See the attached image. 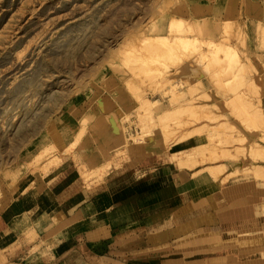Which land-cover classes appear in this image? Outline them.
Returning a JSON list of instances; mask_svg holds the SVG:
<instances>
[{
  "label": "rangeland",
  "instance_id": "obj_1",
  "mask_svg": "<svg viewBox=\"0 0 264 264\" xmlns=\"http://www.w3.org/2000/svg\"><path fill=\"white\" fill-rule=\"evenodd\" d=\"M171 17L182 18L191 24L202 23L206 27H203L202 36L201 32L196 34V28L180 33L185 36L196 34L202 46L205 42L223 41L226 46L233 45L232 56L234 54L240 58L235 57L231 67L237 69L232 74L225 66V72L228 73L224 72L225 75L230 74L225 76V82L230 81L231 85L223 88L212 85L209 77L189 62L191 57L184 50L178 53L181 56L174 57L175 54L168 53L169 48L166 51L161 49L165 46H159V41L152 36L166 34ZM262 22L264 3L259 6L250 2L239 3L238 0H0V204L20 195L21 192H18L22 189L23 192L28 191L38 174L46 176L54 171L51 175L60 178L67 174V181H75L90 190L118 189L129 184L144 183L149 193L133 195L130 203L135 206L134 209L138 203H149L151 208H147L146 213L151 212L153 206H173L174 202L169 200L175 195L180 198L179 193L174 194L177 188L196 181L190 179L191 174H202L208 171L209 165L220 162L221 158L235 156L233 151L227 153L229 149L222 138L223 133L221 135L224 126L219 122L225 120L238 129L243 128L239 118L230 109L234 104L231 101L228 103L230 106L227 103L224 106V99L233 97L237 92L233 103L253 102L249 104L261 107L264 112V35L259 33L262 32ZM224 23H227V29H223L224 33L221 34L215 29H221ZM147 42L150 44H145ZM130 52L134 53V57ZM155 52L161 55H156V60H148L153 59L154 55L151 56ZM164 52L165 55L168 53V57L163 56ZM165 59L169 62L167 65ZM253 64L256 72L253 73L252 68L249 71L253 74L246 72ZM247 65L250 66L245 67ZM146 73L154 77L155 82L151 78L149 80ZM142 77L143 82L147 81L144 85L141 84ZM197 79L204 83L202 90L211 88L212 93L217 94L221 110L203 112L199 109L202 113L197 111L195 100L189 102L193 98L190 93L180 92V95L177 91L169 90L172 92L169 94L167 90L166 96H161L156 89L169 88L172 81L178 80H187V88ZM248 79L251 81L248 82ZM148 80H152L155 85L151 81L153 86L149 82L148 88ZM127 84L133 92L127 88ZM173 93L179 96L176 95V98ZM169 95L173 96H170L172 104ZM174 98L178 99L177 104L183 101L182 104L186 105L183 107L189 115L183 107L177 110L182 104L177 105ZM188 98L189 101L186 100ZM150 100H156V103ZM101 102L104 106H101ZM148 104H154L156 114H161L170 105L171 109L175 108L174 116L180 112L176 116L184 122H179L176 116L178 122H174L182 126H178V130L174 124L179 133L172 126L170 133L174 132L173 138L169 132L162 135L156 122H152L155 127L150 128L153 117L149 122L148 110L144 107ZM136 106L137 109L134 108ZM189 106L194 107V110ZM215 112L223 116L214 118L212 114ZM203 115L208 116H205L206 119H212L206 120ZM189 121L194 123L190 124ZM204 122L209 125H206L207 128ZM197 125L206 129L190 130L194 126L197 128ZM147 128L149 131L152 129L151 136H148ZM185 130L187 134L184 135ZM216 130L218 135L214 134ZM64 132L71 133L67 143L53 142V139L60 140ZM263 132L252 130L253 134L248 133L249 141L258 140ZM210 134L217 138L218 144H215ZM206 135L211 136L208 142L206 140L209 137ZM151 137L154 141L148 143ZM207 143L217 145V153ZM247 144H244L245 155H240L235 161L225 159L229 165L228 171L233 173L225 182H209L197 187L202 190V196H206L209 206L217 209L214 226L199 228L189 236L171 243L173 248H167V251L176 253L172 258L183 264L190 260L195 264H245V261L246 264H255L253 260H264V244L241 248L236 242L224 241L236 233L238 238L235 241L240 244L264 241V178L256 177L252 170L245 169L258 164L264 167V161L256 160L257 157L256 161L251 160ZM167 145L171 148L185 146L188 159L182 155L177 162L172 161L166 155ZM200 145L204 148H200ZM211 148L215 150L217 160L210 158L213 156ZM262 157L264 160V151ZM152 164L155 166H150ZM183 172L187 178L180 177L177 183L175 176ZM181 181L182 184H179ZM196 192L193 191L194 194ZM125 215L127 213L118 220H123L121 218ZM244 227L248 228L236 232ZM238 249L243 251L238 252Z\"/></svg>",
  "mask_w": 264,
  "mask_h": 264
},
{
  "label": "crops",
  "instance_id": "obj_2",
  "mask_svg": "<svg viewBox=\"0 0 264 264\" xmlns=\"http://www.w3.org/2000/svg\"><path fill=\"white\" fill-rule=\"evenodd\" d=\"M241 1L259 6L264 3ZM60 136L53 142L67 143L71 133ZM53 172L38 174L28 191L22 189L20 195L0 204V264H183L172 258L174 251H167L173 248L171 243L199 228L214 226L217 209L209 206L193 183L177 188L174 194L179 193L180 198L175 195L169 200L173 206H153L146 213L149 203H138L135 209L130 203L133 195L149 193L144 183L119 190H90L67 181V174L59 178L51 175ZM177 179L181 180L177 176V183ZM237 238L236 233L224 241L236 242L241 248L264 244H240ZM253 262L263 264L264 260ZM186 264L195 263L190 260Z\"/></svg>",
  "mask_w": 264,
  "mask_h": 264
},
{
  "label": "bare ground",
  "instance_id": "obj_3",
  "mask_svg": "<svg viewBox=\"0 0 264 264\" xmlns=\"http://www.w3.org/2000/svg\"><path fill=\"white\" fill-rule=\"evenodd\" d=\"M168 21V20H167ZM209 23H211V24H214V23H212V22H209ZM263 24H264V22H262ZM222 24V23H221ZM227 24V23H226ZM225 23L223 24L224 26L221 28V29H215L216 31H218L219 33H221V34H223L224 33V30L225 29H227V27L225 28V25H226ZM263 24H260L261 26H262V28H261V31L262 32H259L260 30H258V32L260 33V35H264V25ZM207 25H208V22H207ZM259 25V24H258ZM203 27L204 28H206L202 23L200 24V23H195V24H191L190 22H188L187 20H183L182 18H180V19H177V18H175V17H171L170 18V20H169V22H168V26H167V30H166V34H164V35H154V36H152L154 39H156L157 41H159V46L160 45H163V46H165L164 48H161V49H164V51H166L167 49L166 48H169L170 50H167L168 51V53H169V51H170V53L171 54H175V55H173L174 57L176 56V57H178V56H181V55H179L178 53L179 52H181V51H183L184 50V52L188 55V57L190 56L191 57V59H189V62H191V63H193L203 74H205L206 76H208L209 77V79L212 81V85H214V86H216V87H219V88H223L224 86H226V85H231L230 84V81H228V82H225V76L227 75H225L224 74V72H225V66H228V70L227 71H230V72H232V74H234V72H236V69H237V67H231V65H233V62L235 61V57L236 56H234V54H233V56H232V52H231V49L233 48V45L232 46H226L225 45V43H223V42H219V43H206L205 42V44L202 46L201 44V40H199L198 39V37H195L196 36V34H201L202 33V31H204V29H203ZM196 28V30L198 29V31H197V33L195 34V36H185V34H180V33H184L186 30L188 31H191V30H194ZM258 28V27H257ZM256 28V29H257ZM151 29V28H150ZM224 29V30H223ZM259 29H260V27H259ZM205 31H207V30H205ZM208 31H210V30H208ZM201 32V33H200ZM212 32V31H211ZM148 33H149V31H148ZM226 33H228L227 32V30H226ZM206 34V33H205ZM210 34V33H209ZM212 34V33H211ZM203 35V33L200 35V36H202ZM212 36V35H211ZM152 37H150V38H152ZM264 37V36H263ZM147 39H148V37H146ZM217 38V37H216ZM203 39V38H202ZM206 39H207V37H206ZM205 39V40H206ZM211 39V38H210ZM204 40V39H203ZM227 40V39H226ZM225 40V41H226ZM229 40V39H228ZM148 41H155V40H148ZM207 41V40H206ZM221 41V40H220ZM227 42V41H226ZM230 42V41H229ZM149 42H147V43H145V44H148ZM153 43V42H152ZM156 43H158V42H156ZM150 44V43H149ZM154 44V43H153ZM158 45V44H157ZM143 46V45H142ZM158 46V47H159ZM151 48H152V46H150ZM153 47H154V45H153ZM232 47V48H231ZM166 49V50H165ZM188 49V50H187ZM134 51V50H133ZM136 51V50H135ZM234 51V50H233ZM138 52V51H137ZM136 52V53H137ZM157 52V51H156ZM155 52V54H152V56L151 57H153V55H154V57H153V59H148V60H151V61H153L157 56L156 55H161L162 54V51H161V54H157ZM160 52V51H159ZM184 52H183V54H184ZM126 53H127V51H126ZM128 53H129V51H128ZM130 53H133V52H130ZM135 53V54H136ZM150 53V52H149ZM168 53H166L167 55H168ZM138 54V53H137ZM164 55V57L165 56H167V55H165V52L163 53ZM170 54V55H171ZM130 55V54H129ZM129 55H127V56H129ZM131 55H133V57H134V53L133 54H131ZM178 55V56H177ZM185 55V54H184ZM235 55H236V53H235ZM143 56H144V52H143ZM126 57V56H125ZM131 57V56H130ZM145 57V56H144ZM163 57V58H164ZM168 57V56H167ZM184 57V56H183ZM160 58V57H159ZM158 58V59H159ZM186 58V57H185ZM234 58V59H233ZM237 58H240V57H236V59ZM131 59V58H130ZM145 59V58H144ZM157 59V60H158ZM169 59V58H168ZM178 59V58H177ZM180 59V58H179ZM128 60V59H127ZM156 60V59H155ZM172 60H173V58H172ZM186 60V59H185ZM158 61H160V60H158ZM162 61V60H161ZM164 61H166V65H167V63H169L166 59L164 60ZM178 61V60H177ZM141 62V61H140ZM144 62V61H143ZM147 62H149V61H147ZM173 62V61H172ZM175 62V61H174ZM176 63V62H175ZM191 63H189V64H191ZM127 64V63H126ZM140 64V63H139ZM147 65V64H146ZM151 65V64H150ZM150 65H148V67H150ZM152 65H154V64H152ZM159 65H161V64H159ZM164 65V64H163ZM163 65H161L162 67H163ZM169 65V64H168ZM165 66V65H164ZM236 66H237V64H236ZM250 66V65H249ZM248 65L247 66H245V67H249ZM148 67H147V70H149L148 69ZM155 67H156V65H155ZM162 67H160V68H162ZM130 68V67H129ZM134 68V67H133ZM151 69H152V67H150ZM180 68V67H179ZM250 68H252L251 69V71L253 72V73H255L256 72V69H255V65L253 64V65H251V67H249V69L247 68V70H246V72L248 71V73H250L251 71H249L250 70ZM156 69V68H155ZM165 69H167V68H165ZM164 69V70H165ZM246 69V68H245ZM146 70V71H147ZM179 70V69H178ZM222 70H223V72H222ZM243 70V69H242ZM123 71V70H122ZM133 71V70H132ZM132 71H131V73H132ZM150 71H152V70H150ZM225 72V73H228V72ZM148 72V71H147ZM238 72V71H237ZM251 72V73H252ZM128 73V72H127ZM163 73V72H162ZM168 73V72H167ZM252 73V74H253ZM153 74H154V72H153ZM158 74V73H157ZM146 75H147V73H146ZM146 75H142L143 77H145ZM162 75V74H161ZM168 75V74H167ZM174 75V74H173ZM229 76H230V74H228ZM227 75V76H228ZM147 76H149V75H147ZM147 76H146V78H147ZM151 76V75H150ZM149 76V80H150V78L151 79H153L154 80V77L152 78V77H150ZM163 76H165L164 74H163ZM163 76H161V77H163ZM194 76V75H193ZM203 76V75H202ZM226 76V77H227ZM143 77L141 78L142 79V85H144L143 83H145V81L146 80H144V82H143ZM157 76L155 75V78H156ZM161 77H159V78H161ZM200 77V76H199ZM236 79H237V77L236 76H234ZM241 77V76H240ZM252 77V76H251ZM185 78V77H184ZM231 78V77H230ZM248 78H250V77H248ZM140 79V80H141ZM171 79H173V78H171ZM170 79V80H171ZM253 79V78H252ZM140 80H138L137 81V83L140 81ZM148 80V83H146V84H148V86L150 85V83L149 82H151V81H149ZM156 80V79H155ZM155 80H154V82H155ZM161 80V79H160ZM159 80V81H160ZM190 80V79H189ZM233 80L234 81H236L234 78H233ZM126 82H127V80H125ZM130 81V80H129ZM128 81V82H129ZM167 81V80H166ZM249 81H251V79L249 80L248 79V82ZM147 82V81H146ZM153 82V81H152ZM152 82H151V86H153L152 85ZM154 82H153V84H154ZM158 82V81H157ZM167 82H169V81H167ZM167 82H166V84H167ZM173 83H171L169 86V88H161V87H157L156 89H157V92H159L160 93V95L161 96H166V94H167V90H168V92H170L169 90H173V91H177V92H179V94H180V92H187V93H190V96H192L193 98H191V100H190V98H188V99H186L187 101H189L190 103H191V101L192 100H195L196 101V105L195 106H197L196 108H197V111L199 110V109H201L203 112L204 111H206V112H208V110H215V111H218V110H221V108L218 106V102H219V100L217 99V94L215 95V94H213L212 93V89L211 88H209V90L208 89H205V90H202L203 88H204V83H203V81L201 80V79H197L194 83H193V85L191 84V86H187V88H186V84H185V82H187V80H185V82L183 81V80H178V81H176V82H174V81H172ZM252 82H253V80H252ZM124 83V82H123ZM134 83H136V82H134ZM136 83V84H137ZM159 83V82H158ZM157 83V84H158ZM162 83H165L164 81L162 82ZM161 83V84H162ZM188 83V82H187ZM126 84V83H125ZM130 85H131V83H129ZM129 84H127V86L129 85ZM145 84V85H146ZM160 84V85H161ZM250 84V83H249ZM252 84H254V83H252ZM140 84H138V86H139ZM142 85H140V86H142ZM155 85V84H154ZM211 85V86H212ZM131 86H133V84L131 85ZM157 86H159V85H157ZM177 86H180V87H182V88H177ZM259 85H257V87H258ZM130 86H128L127 88H129ZM134 87V86H133ZM143 87V86H142ZM162 87H164V85L162 86ZM229 87H231V86H229ZM250 87H251V85H250ZM256 87V86H255ZM131 88V87H130ZM129 88V90H131ZM144 88H145V86H144ZM147 88V87H146ZM148 88H150V86L148 87ZM259 88V87H258ZM134 89H136V88H134ZM152 89L153 88H151V91H152ZM154 89H155V87H154ZM155 89V90H156ZM183 89V90H182ZM128 90V89H127ZM128 90V91H129ZM137 90V89H136ZM223 90V89H222ZM132 92H133V89L131 90ZM138 91V90H137ZM148 91V90H147ZM146 91V92H147ZM225 91V90H224ZM121 92H123V91H121ZM131 92V93H132ZM135 92V91H134ZM144 92V91H143ZM153 92H155V91H153ZM259 92V91H258ZM139 93V92H138ZM172 92H170L169 94H171ZM215 93V92H214ZM224 93H226V92H224ZM121 94V93H120ZM142 94V93H141ZM179 94L177 93L176 95H178L179 96ZM237 92L235 93V95L232 97H226L225 99H224V101L223 100H221V101H223V104L224 103H230L231 101V103L232 104H234L233 105V107L231 106L230 107V109L232 108V112L235 114V116L237 117V118H239V121H240V124L242 125V130L241 129H238L235 125H233V124H230V123H228L227 121H225V120H223V121H221V122H219V123H221L222 124V126H224V128L221 126L220 128H223V130L221 129V131H223V132H221V135H222V133H223V136H222V138H224L225 139V144L228 146V149H226V150H228V151H230V152H228L227 151V153H231L232 151L234 152V154H235V156L234 157H229V158H225V159H229V160H237V159H239L238 157L240 156V155H245L244 154V144H246V143H248L247 145L249 146V149H248V152H249V154L250 155H248V157L250 156L252 159L251 160H254V161H256V160H261L262 159V161H264L263 160V157H262V154H263V149H264V132L263 133H260V136H258L259 138H258V140H256V141H249V138H248V133H252V130H254V131H256V130H260V132L261 131H264V112L261 110V107L259 108V107H255L254 106V104H249V103H253V102H245V101H238V102H236V103H233L234 101H235V98H237ZM119 95V94H118ZM172 95H175L174 93L172 94ZM172 95H169V100L171 99L172 100V98H170V96L171 97H173ZM176 95H175V97H176ZM181 95V94H180ZM183 95V94H182ZM168 96V95H167ZM223 96V95H222ZM227 96V95H226ZM140 97V96H139ZM124 98V97H123ZM137 98V97H136ZM177 98V97H176ZM181 98V97H180ZM220 98H222V97H220ZM138 100V99H137ZM136 100V101H137ZM145 101H146V99H144ZM157 100V99H156ZM156 100H150L151 101V103H156ZM170 100V102H171V104H172V102L173 101H171ZM174 100H175V98H174ZM176 100H178V99H176ZM176 100H175V103L177 104V102H176ZM144 101V102H145ZM187 101L185 102V103H187ZM100 102V101H99ZM159 102V101H158ZM179 103V105H181L182 104V102L180 103V101H178ZM188 102V103H189ZM148 103V102H147ZM151 103H149L150 105H151ZM138 104V103H137ZM145 104H146V102H145ZM149 104L148 105H146V106H144L145 108H147V114H148V116H149V118H148V121H149V119H151V117H153V120H151V122L149 123L150 124V128H152L153 129V127H155L154 126V124H155V122H156V124L155 125H157V126H159V128H160V131H161V134L162 135H164V134H167L168 132L170 133V129L172 128V126H174V122H176L177 121V119L179 120V116H176L177 114H180V112H176V110H175V116H176V118H175V116H174V111H173V108L171 109L170 107H172L171 105H170V107H167L166 109H162L163 111H161L160 113L161 114H156V112L154 111L155 109V107L153 106L154 104H152V106H149ZM175 104V105H176ZM177 104V105H178ZM140 105L142 106V103H140ZM159 105V104H158ZM174 105V104H173ZM174 105V106H175ZM229 106H230V104H228ZM101 106H104L103 105V102H101ZM138 106V105H137ZM137 106L136 107H134V108H136L137 109ZM140 106V107H141ZM148 106V107H147ZM160 106V105H159ZM183 106H186V105H184V104H182L181 106H179L178 108H177V110L179 111V109L181 110V108L183 107ZM224 106H225V104H224ZM177 107V106H176ZM199 107V108H198ZM156 108H158V107H156ZM184 109H185V112H187V110H186V108L185 107H183ZM189 108L191 109L192 108V106H189ZM139 109V108H138ZM175 109V108H174ZM187 109H188V105H187ZM235 109H237V110H235ZM140 110V109H139ZM191 110H194V107L191 109ZM201 110H199V111H201ZM137 111V110H136ZM160 111V110H159ZM182 111H184L183 109H182ZM195 111H196V109H195ZM201 111V112H202ZM138 112V111H137ZM185 112H184V114H185ZM194 112V111H193ZM193 112H191V114L192 115H194L193 114ZM202 112V113H203ZM231 112V113H232ZM136 113V112H135ZM139 113H140V111H139ZM138 113V114H139ZM188 113V112H187ZM212 113V112H211ZM145 114V113H144ZM196 114V113H195ZM198 114V113H197ZM214 114H216V112L215 113H213L212 115L213 116H215L214 118H221L223 115L220 113V115H219V113L218 114H216V115H214ZM233 114V115H234ZM136 115V114H135ZM146 115V114H145ZM188 115H189V113H188ZM220 117H219V116ZM144 116V115H143ZM205 116L206 115H203L202 117H204L205 118ZM212 116V117H213ZM140 117V116H139ZM182 117H183V115H182ZM206 117H208V116H206ZM235 117V118H236ZM137 119H139L138 118V116L136 117ZM136 118H135V120H136ZM144 118V117H143ZM200 118H201V115H200ZM147 119V118H146ZM176 119V120H175ZM183 119V118H182ZM197 119L198 120H200L199 119V117L197 116ZM197 119H195L194 121H198ZM201 119H203V118H201ZM206 119V118H205ZM209 119H212V118H207L206 120H209ZM87 120V119H86ZM185 120H187V119H185ZM140 121H142V120H140ZM139 121V122H140ZM182 122H184L183 120H181ZM180 120H179V122H181ZM191 121H193V120H191ZM191 121H189V123L190 124H192V123H194V122H191ZM136 122H137V120H136ZM152 122H154V124L152 123ZM178 122V121H177ZM181 122V123H182ZM188 122V120L186 121V123ZM94 123V122H93ZM96 123V122H95ZM135 123V122H134ZM205 123V122H204ZM203 123V124H204ZM218 123V124H219ZM136 124V123H135ZM152 124V125H151ZM180 124V123H179ZM202 124V125H203ZM218 124H216V125H218ZM238 124H239V122H238ZM142 125V124H141ZM206 125H208L207 123H205V126ZM119 126V125H118ZM152 126V127H151ZM175 126H177V128H178V126L179 125H176L175 124ZM175 126H174V128H172V129H175L174 131H176V128H175ZM181 126V125H180ZM179 126V127H180ZM204 126V125H203ZM209 126V125H208ZM182 127V126H181ZM195 128H193V129H191L190 128V130H194V131H198L197 129H199V130H201V128H202V126L200 125H197V128H196V126H194ZM200 127V128H199ZM218 127V126H217ZM216 127V128H217ZM123 128V127H122ZM125 128V127H124ZM149 128V127H148ZM147 128V129H148ZM149 128V129H150ZM205 127H203L202 129H204ZM206 128H207V126H206ZM205 128V129H206ZM219 128V127H218ZM240 128V127H239ZM149 129L148 130H146L147 132L149 131ZM152 129L150 130V131H152ZM180 128H178V130H179ZM186 129V128H185ZM196 129V130H195ZM211 129H213V126H212V128ZM210 129V131H212L213 132V130H211ZM144 130V131H145ZM178 130L176 131V132H178ZM187 130H189V129H187ZM214 130H215V128H214ZM145 131V133H147ZM150 131H149V134H150ZM173 130H171V132H172ZM186 131V130H185ZM109 132V131H108ZM122 132H123V130H122ZM163 132V133H162ZM137 133V132H136ZM153 133V132H152ZM151 133V134H152ZM168 133V134H169ZM179 133V132H178ZM187 134V131L186 132H184L183 131V134ZM217 133V135H218V132H217V130H216V132H214V134H216ZM124 134V133H123ZM151 134L150 135H148V133L146 134V135H148V136H151ZM182 133H181V135H183ZM184 134V135H185ZM199 134V133H198ZM253 134V133H252ZM251 134V135H252ZM258 134V133H257ZM135 135V134H134ZM170 135H172L171 137L173 138L174 137V132H173V134H171L170 133ZM169 135V136H170ZM176 135V134H175ZM183 135V136H184ZM211 136H212V139L214 140V142H215V144L217 143L216 141L217 140H215V139H217V138H214V136L212 135V134H210ZM177 136H180V134H177ZM183 136H182V138H183ZM211 136L209 137V136H207L206 135V137L208 138L206 141L208 142L209 141V139L211 138ZM96 137V136H95ZM163 137V136H162ZM164 137H166V138H168L167 136H164ZM205 137V138H206ZM218 137V136H217ZM97 138V137H96ZM148 138V137H147ZM170 138V137H169ZM256 138V137H255ZM163 139V141L165 140V141H167V139H164V138H162ZM179 140L181 139L180 137L178 138ZM252 139V138H251ZM175 140H177L176 139V137H175ZM153 141H154V138L153 137H151L150 138V140L148 141V143H153ZM164 141V142H165ZM170 141H171V139H170ZM142 142V141H141ZM140 142V143H141ZM168 142V141H167ZM174 142V141H173ZM161 143V142H160ZM142 144V143H141ZM164 144V143H163ZM208 144V143H207ZM206 144V145H207ZM212 144V143H211ZM209 145V147H214L215 149H216V147H217V145ZM218 144V143H217ZM204 145V144H203ZM119 146V145H118ZM160 146V145H159ZM205 146V145H204ZM216 146V147H215ZM165 147V146H164ZM167 147H168V145H167ZM207 147V146H206ZM200 148H204L203 146L201 147V145H200ZM129 149V148H128ZM210 149V148H209ZM137 150V149H136ZM140 150V149H139ZM235 150V151H234ZM195 151V150H194ZM211 151H213L212 152V154H213V156H214V158H213V156L212 157H210L211 159H214V160H217V155H216V153H217V149H216V153L214 152L215 150L213 149V148H211V150H210V152ZM136 152V151H135ZM185 152H186V149H185V146H180V147H176V148H171V147H168V150H167V152H166V155H168V156H170L171 157V160L172 161H174V162H177V160H178V158H180V157H182V155L184 156L185 155ZM197 152V151H196ZM195 152V153H196ZM136 154V153H135ZM193 154V153H192ZM216 155V157H215V155ZM257 156H256V155ZM130 155H131V153H130ZM138 155V154H137ZM141 155V154H140ZM188 157V156H187ZM186 157V155H185V158H187ZM257 157V159L255 160V158ZM259 157V158H258ZM262 157V158H261ZM138 157H136V159H137ZM196 158V157H195ZM131 159H133L132 157H131ZM169 159V158H168ZM188 159V158H187ZM196 159H198V158H196ZM225 159L223 158H221L220 160V162H218V163H216V164H212V165H209V168L208 167H206V166H204V167H206V168H208V171H206V172H204V173H202V174H196V175H194V174H191L190 175V179H192V180H196V181H193V183L195 184V186H198V187H202L203 185H205V184H208L209 182H215V181H217V182H219L220 184L221 183H223V182H225L226 180H227V178L231 175V173L232 172H230V171H228V164L225 162ZM179 160H181V159H179ZM80 161V160H79ZM170 161V160H169ZM171 161V162H172ZM206 161V160H205ZM211 161V160H210ZM213 161V160H212ZM173 162V163H174ZM178 163H179V161H178ZM178 165V164H177ZM176 165V166H177ZM150 166H152V167H154L155 166V164H152V165H150ZM185 166H187V165H185ZM208 166V165H207ZM179 167H181V166H179ZM248 167V166H247ZM251 167V168H250ZM250 167H248V168H246L245 167V169H246V171L247 170H252L253 172H254V175H256V177L257 176H260V178L261 179H263L264 178V167H263V165L262 166H260V164H258V165H255L254 167H252V166H250ZM85 168V167H84ZM187 168V167H186ZM261 168V169H260ZM98 169V168H97ZM178 169V168H177ZM202 169H205V168H202ZM245 169H244V167H243V170L245 171ZM253 172H252V174H253ZM255 172H256V174H255ZM85 173V172H84ZM86 173H88L87 171H86ZM233 174V173H232ZM100 176V175H99ZM95 177V176H94ZM177 176H175V178H176ZM179 177H186L187 178V175H186V173L185 172H183V173H181V174H179V176H178V178ZM99 178V177H98ZM253 178H255L254 176H253ZM179 180V179H178ZM206 187H209V186H206ZM262 233V232H261Z\"/></svg>",
  "mask_w": 264,
  "mask_h": 264
}]
</instances>
